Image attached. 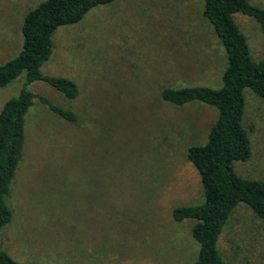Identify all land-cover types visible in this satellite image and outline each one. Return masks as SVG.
I'll use <instances>...</instances> for the list:
<instances>
[{
  "label": "rangeland",
  "instance_id": "374dc122",
  "mask_svg": "<svg viewBox=\"0 0 264 264\" xmlns=\"http://www.w3.org/2000/svg\"><path fill=\"white\" fill-rule=\"evenodd\" d=\"M42 0H0V63L20 49L22 16ZM264 7V0H252ZM202 0H112L54 35L43 74L77 87L68 99L43 81L29 89L75 115L68 122L34 98L6 201L0 248L21 264H192V219L174 207L198 204L202 190L185 156L216 110L159 99L164 86H219L224 53L201 15ZM254 60H264L256 22L237 14ZM0 87V107L22 84ZM242 125L250 154L240 176L264 181V100L244 89ZM228 264H264V222L243 203L222 228Z\"/></svg>",
  "mask_w": 264,
  "mask_h": 264
},
{
  "label": "trees",
  "instance_id": "16d2710c",
  "mask_svg": "<svg viewBox=\"0 0 264 264\" xmlns=\"http://www.w3.org/2000/svg\"><path fill=\"white\" fill-rule=\"evenodd\" d=\"M112 0H42L22 17L21 45L17 54L0 63V87L19 74L24 77L18 92L0 107V232L10 221L6 201L9 186L20 160L24 143V116L34 98L68 122L75 115L50 99L33 93L29 83L43 81L71 99L77 94L73 81L43 74L40 65L53 54L55 32L77 22L96 5ZM237 14L252 18L264 36V7L252 0H202L201 15L210 25L223 53L224 64L216 88L204 85L164 86L159 99L174 105L199 101L216 110L206 137L188 145L185 156L196 172L202 201L174 207L175 221L192 219L190 234L198 249L192 264H228L218 250L219 235L230 212L239 203L264 222V181L238 175L234 161L249 158L250 147L242 125L244 89L264 100V60H254L247 40L235 21ZM0 264H21L0 248Z\"/></svg>",
  "mask_w": 264,
  "mask_h": 264
},
{
  "label": "crops",
  "instance_id": "0c3cea01",
  "mask_svg": "<svg viewBox=\"0 0 264 264\" xmlns=\"http://www.w3.org/2000/svg\"><path fill=\"white\" fill-rule=\"evenodd\" d=\"M30 10V9H29ZM23 17V16H22ZM21 21H22V19H21ZM20 26H21V24H20ZM20 45H21V43H20ZM197 102H199V101H197Z\"/></svg>",
  "mask_w": 264,
  "mask_h": 264
}]
</instances>
